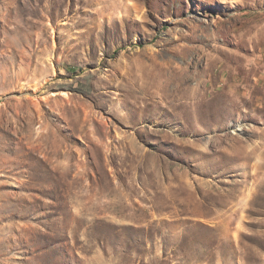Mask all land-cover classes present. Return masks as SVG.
I'll return each mask as SVG.
<instances>
[{
    "label": "rangeland",
    "instance_id": "rangeland-1",
    "mask_svg": "<svg viewBox=\"0 0 264 264\" xmlns=\"http://www.w3.org/2000/svg\"><path fill=\"white\" fill-rule=\"evenodd\" d=\"M0 264H264V0H0Z\"/></svg>",
    "mask_w": 264,
    "mask_h": 264
}]
</instances>
